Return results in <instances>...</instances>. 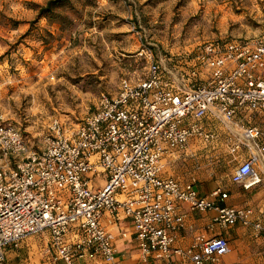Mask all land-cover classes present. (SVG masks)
<instances>
[{
	"label": "built area",
	"instance_id": "built-area-1",
	"mask_svg": "<svg viewBox=\"0 0 264 264\" xmlns=\"http://www.w3.org/2000/svg\"><path fill=\"white\" fill-rule=\"evenodd\" d=\"M136 55L145 63L141 77L123 79L112 95L100 93L76 123L49 119L40 146L31 148L0 115V264L6 247L43 233L52 261L77 264L92 255L116 264L103 213L130 221L141 264H171L174 257L221 264L230 251L221 236L195 233L186 247L174 245L183 203L190 211H212V225H239L264 240V197L227 206L220 187L201 196L193 179L163 175L165 155L192 139L216 140L202 124L210 115L232 142L229 181L244 191L264 189V128L233 121L253 112L264 121V33L205 42L180 69H165L149 47Z\"/></svg>",
	"mask_w": 264,
	"mask_h": 264
},
{
	"label": "rangeland",
	"instance_id": "rangeland-1",
	"mask_svg": "<svg viewBox=\"0 0 264 264\" xmlns=\"http://www.w3.org/2000/svg\"><path fill=\"white\" fill-rule=\"evenodd\" d=\"M46 1L0 0V115L31 148L49 119L76 123L141 77L143 46L180 69L205 42L264 33V0H65L43 17Z\"/></svg>",
	"mask_w": 264,
	"mask_h": 264
},
{
	"label": "crops",
	"instance_id": "crops-1",
	"mask_svg": "<svg viewBox=\"0 0 264 264\" xmlns=\"http://www.w3.org/2000/svg\"><path fill=\"white\" fill-rule=\"evenodd\" d=\"M204 73L203 71L200 73L199 83L206 81L207 75ZM233 121L249 125L256 124L264 128V121L257 112L248 113L246 116L238 113ZM202 124L206 130L217 135L216 140L205 143L199 139H192L184 149L165 155L163 175L174 177L180 182L193 179L194 187L201 196H210L216 187H220L227 193V198L221 202L223 205L239 206L262 200L264 189L244 191L229 181V173L234 163L227 164L231 156L232 142L226 139L228 133L225 129L210 115L202 119ZM238 153L241 157L246 155L243 148H240ZM225 163L227 168L222 170ZM179 210L184 214V226L176 234L175 246L186 247L195 233H201L206 238L221 236L227 240L230 247V251L220 257L221 264H264V240L261 236L255 237L249 230L239 225L230 227L212 225L210 217L213 213L210 210L190 211L184 203L179 206ZM101 221L114 237L116 264H141L130 221L121 216L114 218L107 213H103ZM123 231L126 232V236L120 237ZM47 246L48 237L45 233L30 236L29 239L27 237L16 247L8 246L4 249L2 264H64L61 260H50ZM76 263L103 264L99 258L92 255L79 258ZM151 263L161 264L158 259H152ZM171 264L191 263L174 257Z\"/></svg>",
	"mask_w": 264,
	"mask_h": 264
},
{
	"label": "trees",
	"instance_id": "trees-1",
	"mask_svg": "<svg viewBox=\"0 0 264 264\" xmlns=\"http://www.w3.org/2000/svg\"><path fill=\"white\" fill-rule=\"evenodd\" d=\"M65 0H47L44 5L38 6V14L43 17H49L54 14V10L62 5Z\"/></svg>",
	"mask_w": 264,
	"mask_h": 264
}]
</instances>
